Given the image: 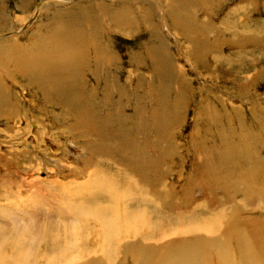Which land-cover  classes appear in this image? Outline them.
I'll return each mask as SVG.
<instances>
[{"label":"rangeland","instance_id":"374dc122","mask_svg":"<svg viewBox=\"0 0 264 264\" xmlns=\"http://www.w3.org/2000/svg\"><path fill=\"white\" fill-rule=\"evenodd\" d=\"M45 43L83 51L71 72H0V231L26 225L41 241L33 263L47 264L57 250L42 237L75 219L64 188L107 178L128 190L129 209L148 208L151 223L172 231L115 239L116 263L139 264L146 244L160 245L156 264L170 260L183 230L197 228L219 234L212 244L185 234L208 259L264 264V0H0L1 59L19 50L35 60ZM19 189L30 197L1 210ZM94 231L87 252L58 264H112L90 254ZM241 242L251 250L241 254Z\"/></svg>","mask_w":264,"mask_h":264},{"label":"bare ground","instance_id":"6f19581e","mask_svg":"<svg viewBox=\"0 0 264 264\" xmlns=\"http://www.w3.org/2000/svg\"><path fill=\"white\" fill-rule=\"evenodd\" d=\"M67 29H68V27L66 28V30ZM72 33L74 34V32H72ZM77 36H76V38H77ZM46 42L50 43V41H46ZM47 43H45V47H43L46 50H44L43 48H40V51L38 53H36L35 50H34V52L32 54L34 56H36L35 60L34 59L31 60V56L30 55H26L27 53L20 52L19 50L16 51L15 53H12V55L9 54V55H11V57H9V55L7 56L8 58L6 57V58L1 59L2 58L1 57L0 58V60H1L0 64L2 65V67H0V72H2L5 75H7L4 71L5 70H10L11 75H12V73H16V71L18 69H20V70H18L17 73H20L22 75L31 74L29 76H33V75H35V71L37 69L38 71H43L44 73H48V74L51 75V73L54 74L53 70L64 71V68H67V69L70 68L69 69V71H70L73 64L71 63L72 64L71 65L69 63L72 62V61L73 62L76 61L75 59H77L79 57V55H82V51L83 50L79 49L78 47L64 48V46H62V47H59V49H60L59 52L58 51L55 52V49L57 48V47H55V46H57L55 41H53V43H52L53 45L55 44V46H54L55 49H54L53 46H51V48H49V46H47ZM39 47H42V46L39 45ZM6 50L9 51L11 49L7 48ZM25 51H27V50H25ZM61 52H62V54H60ZM47 56L50 59L54 60V62L49 61ZM3 57H4V55H3ZM14 58H15V63H13L12 68H11L10 64L12 63L11 61H13ZM8 62H10V63H8ZM5 63H8V65L5 66ZM50 64L53 65V68H51ZM70 65H71V67H70ZM33 66L34 67L37 66V67L33 68ZM15 67H18V69L15 68ZM33 69H35L34 72H33ZM42 73H39V74H42ZM37 74H36V76H40L39 74L38 75ZM72 74H73V70H72ZM38 79H40V77ZM72 89H73V87H72ZM68 97H69V95H68ZM71 97H72V95H71ZM71 99H73V97ZM72 103H73V101H72ZM91 122H93V121H91ZM90 149L91 148H88L87 154H86V156H85V158L83 160L86 163V165H88V163L90 161L89 158H88V155H93L92 154V149L91 150ZM96 150H97V148H96ZM69 165L70 166H69L68 169H69V171H72L71 173H74V175L72 174L73 176H75V174H79L80 175V173H79L80 172V168H78V165H75V167H73L72 166L73 164H71V163H69ZM86 167H85V169H86ZM38 169H39V167H38ZM85 171H87V170H85ZM70 175H67V177L70 176ZM85 175H84V178H85ZM93 175H95V170H94V173L92 174V176ZM30 176H33V175H29V176H27V179H25V180H30V181L23 180V184L21 185V188L25 191L24 192L25 194H26V192L29 193V191L31 190V186L33 184V180L34 179L31 178ZM98 176H100V175H98ZM38 180H40V179L38 178ZM96 180H97V178H96ZM109 181H111V180H107V178H105V180L99 179L96 182H91L89 179H86V181H80V179H79L78 182H74L73 181L72 185H70V186L67 185L66 189L64 188V193L65 194H63V197L65 199L62 198V201H60V202L64 206L63 210L67 211V212L69 211L70 213H72L74 215L75 219H74L73 222H71L70 225L69 224L63 225L64 228H65V229H63V230H65L64 232L61 231L58 234H54V235L51 234V236L48 235L49 238L47 236L46 237L45 236L42 237V239H41L42 242H44V241L47 242V244L51 248L53 246V248L55 247V250H57V252H56L57 254H53L52 256L50 255L51 258L49 259L47 264H58V262L61 261L62 258H65L69 253H71L72 249H74V248H75L74 251L76 253H78V252L81 253L83 250H87L88 251V249H84V248L86 247V245L90 241L89 237L94 234L93 233V229H95L94 232L98 236V237H96V238H98L96 240L99 241V239H100V242L97 243V245H98V246H96L97 249L95 248L94 251H92L93 249L91 248L92 252L90 254L97 256V253L102 252L101 255H105L106 257H108L109 259H112V261H114L112 264H120L119 262H117V263L115 262V261H117V260H115L116 256H117V253L114 252L116 250V248L113 247L114 246L113 245V241L115 239H119L122 236H128V235L129 236L133 235V236L138 237L140 234L141 235L142 234H144V235L146 234V236H148V237H151V236H154V237L156 236L157 237V235H158V238H160L159 236H161V239H163V237H165V236L168 237L169 234H170V236H172L171 235L172 231H168V230L164 229L158 223L157 224H153V223H151L149 221V220H151L152 216H154L155 214H154V212H150V210L148 211L147 210L148 208L147 209H145V208L141 209L140 212L138 211L139 213H136V211H132L131 209H129L130 205L124 203L125 202V198L127 197L126 195H127L128 190L127 191L126 190L123 191L122 184H120L121 187L117 188V186L114 184V182L111 183ZM113 181H116V180H113ZM137 181H141V180L138 178ZM128 184H129V182H128ZM9 187L11 188V186H9ZM18 192L20 194H18V198L16 199V201L15 202H11V203L9 202L10 204L9 205L7 204L8 206L1 207V210L4 208L3 211H8L7 213H9L10 212L9 209L13 210V207L16 206L17 202H20V201L24 202L23 200H26V199H28L30 197V196L28 198L25 197L24 196L25 194L23 193L24 194L23 195L21 193L20 189L18 190ZM59 198H61V196L57 195V199H59ZM144 198L145 197H142V200L145 201L146 198L145 199ZM5 199L8 200L9 196L8 197L5 196ZM141 203H142V201H141ZM23 204H21V205H23ZM25 204L28 205L27 203H25ZM142 204H145V203H142ZM26 210H28V209L25 208V212H27ZM20 211H22V209ZM20 211H19V213L23 214ZM27 213H29V212H27ZM8 215H10L12 217V215L14 216L15 214H13V212H11V214H8ZM18 221H20V220H18ZM14 222H15V220H14ZM15 225H17V223ZM220 225H221V223H220ZM30 226L31 225L29 224V227ZM210 226H211V224H210ZM217 226H218V224H217ZM67 227H69L70 229H68ZM191 230L192 229H185V230H183V234H181V236H183L182 241L180 243L181 246L176 251V252H180V253H177V255H176V252L173 253V255L171 256V259L169 260L167 258L168 260L165 261L166 257L168 256L167 255L168 251L165 252V253H167L166 257H164L162 259L160 264H223V260L220 259L221 257L218 258V256H217V258L214 257V260H212V259H208L207 254L206 253L204 254L203 250L199 251L198 253L195 252L196 249H197L194 246L195 243L192 246H189L190 243L187 242L186 237H185V236H187L185 234H189L188 236H190L191 233H193V235L195 233L196 237H199V236H202V237L205 236L206 237L207 236L208 239L210 240V243L212 244V243L216 242L218 240V238H219V236H218L219 234H217L218 233L217 230H216V232H217L216 233V232H211V230L208 229L207 230L208 231L207 235H206V233L204 231H202L201 234H198V233H200V230H197V228H194L193 229L194 231H191ZM229 231L230 230H228V232ZM3 232L4 231H2V232L0 231V264H39L37 262V260H36L35 263H33V259H35V257H34L35 254L40 251L39 247L35 246V245L40 244L41 241L37 237L36 238H37L38 241L36 240V238L34 239L32 237V235L29 233L30 230H29V228H27L26 225H24V227H22V229L18 230L16 233H12L13 232L12 231L11 234L8 235V234H4ZM46 232H48V231H46ZM220 232H222V231H220ZM228 232L225 233V231H224V233L222 234V237L224 238L223 235H226ZM43 233H41V235H43ZM45 235H47V233ZM64 235H66L67 237H63ZM196 237H195V239H196ZM207 237L205 239H207ZM226 238L228 239V237H226ZM161 239H157L156 241L159 242L158 240H161ZM164 239H166V238H164ZM196 240L198 241L199 239H196ZM248 240H250V239H248ZM193 242H194V240H193ZM227 242H228V240H227ZM245 243L246 242H241V244H240V245L244 244V247H245V249H244L245 251L243 250L242 246L240 247L241 254H245V252H247L248 250H251V248L249 246L246 248ZM147 245L148 244H146V246L144 245L145 250L142 251L140 254H138V259H139V262H140L139 264H156L157 258L154 259L153 258L154 255L153 254L155 252L159 251L158 249H159L160 245L156 244V246H155V245L152 244L153 245L152 246L153 247V251L151 253L148 251L149 248L146 249V247H149ZM198 248H200V247L198 246ZM167 250H169V249H167ZM87 251H83V254H84V252H87ZM193 251L195 252L194 254H192ZM46 253L47 252H45V254ZM80 253H78L77 255L80 256ZM250 254H247V255H250ZM168 257L170 258V255ZM100 258H103V257L100 256ZM78 259H80V258H78ZM92 259H94V258H92ZM216 259H217V261H216ZM206 260H207V263H206ZM95 261H96V259H95ZM98 261L101 262V261H104V260L103 259L102 260L98 259ZM236 261L237 260H235V261L232 260V261H230V263L231 264H236L237 263ZM256 261H257L256 259H253V261H252V259L249 257L247 261L244 260L242 262H239V264H253ZM68 262H66V263L74 264L76 261L73 262V263H72V261H68ZM80 263H77V264H80Z\"/></svg>","mask_w":264,"mask_h":264}]
</instances>
